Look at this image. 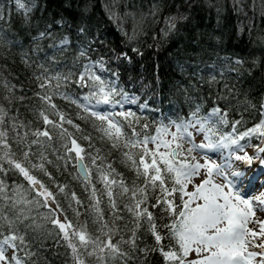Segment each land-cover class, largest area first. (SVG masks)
<instances>
[{
    "label": "trees",
    "instance_id": "trees-1",
    "mask_svg": "<svg viewBox=\"0 0 264 264\" xmlns=\"http://www.w3.org/2000/svg\"><path fill=\"white\" fill-rule=\"evenodd\" d=\"M90 63L99 64L100 77L116 89L114 102L124 95L137 101L127 111L105 110L120 128L118 138L106 135V122L85 111L90 107L84 98L95 88L86 77L88 85L82 86L79 77ZM44 96L51 97L55 110ZM216 108L226 114L227 123L211 120L207 126L215 128V138L231 134L238 139L264 120V0H0V132L10 146L5 157L9 149L0 144V182L8 197L31 201L12 208L0 197V215L13 219L24 209L27 216L11 229L24 237L11 247L17 262L77 264L43 197L9 159L53 193L62 222L66 217L73 227H84L101 240L106 239L102 224L105 232L112 229V243L126 255L105 250L101 261L85 253V264H176L160 251L179 252L165 227L173 215L166 204H157L161 193L148 186L141 205L152 214L159 243L148 219L128 210L141 198L131 197V190L145 187V177L133 164L139 163L143 145L132 144L191 120L197 109L206 118ZM42 112L57 126L45 124ZM121 112L130 115L125 119ZM58 113L65 117L63 128L85 149L90 183L79 175L75 154L66 153L64 145L70 144L61 135ZM235 121L240 123L234 131ZM37 130L48 131L51 139L37 138ZM36 139L40 143L32 144ZM239 143L259 145L248 137ZM88 153L99 157L95 165ZM101 171H110L109 179L118 182L111 186L115 208ZM120 181L129 193H123ZM172 200L178 212L180 193ZM97 201L99 213L93 207ZM11 231L0 223V240Z\"/></svg>",
    "mask_w": 264,
    "mask_h": 264
},
{
    "label": "snow or ice",
    "instance_id": "snow-or-ice-1",
    "mask_svg": "<svg viewBox=\"0 0 264 264\" xmlns=\"http://www.w3.org/2000/svg\"><path fill=\"white\" fill-rule=\"evenodd\" d=\"M88 70L79 77V82L82 86L88 85V80L85 79L88 76ZM93 87L96 89L91 93L93 97H98L97 103L110 104L113 102V97L116 95V89L104 84L99 76H91ZM41 87H45L41 84ZM46 102H48L52 109L55 110V104L51 103L50 96H44ZM119 103V101H116ZM85 111H89L90 114L96 117L98 120L106 122L107 129L106 135L110 138L114 133L116 138L121 135L120 128L108 115H102L98 112L91 111L89 108H85ZM199 109H197V112ZM197 112L192 113V119L187 122H181L176 125V131L171 132L167 127L158 130L157 135L152 137H144L141 141H136L132 144V147L143 145V151L139 158V163L133 161L134 166L139 174L145 177V187L131 190V197L135 198L139 194L140 199H134L133 203L128 207L130 212H134L137 218L146 217L151 224L153 234L156 241L159 243L162 237L156 233L155 224L152 222V214L147 211V208H141V205L146 200V190L148 186L153 187L161 193V198H158L157 204L163 203L167 205V211L173 215V222L170 225H165L169 229L171 238L175 239L176 244L179 247V252L169 249V251H163L160 249L162 255L167 261H174L176 264H264V221L254 220L257 210H264V194L260 197L244 198L239 193V188L242 187L244 179L246 178L243 172H234L229 178V173L225 171V168H230L231 164L226 161L224 165L217 164L214 161L208 160L206 157L204 163H201L193 155V152L197 150H219L220 148H227L232 145L237 146V150H240L243 146L240 145V141L246 137L259 134L264 138V120L254 127L244 131L239 135L238 139L232 138V135L220 137L217 142H212L210 135L215 134L214 127L207 126V120L215 118V123L224 124L227 123L226 114L222 113L220 109H213L208 118H200ZM45 124H52L57 126L55 121L49 120L48 116L43 112L41 113ZM119 115L125 117L130 114L123 112ZM59 116V128L61 129V135L69 139V144L64 145L66 153H74L76 163L80 166L81 171L86 175H90L88 166L84 164L85 149L81 147L75 139L71 138V133L67 132V129L63 128V122L65 117L63 113H58ZM71 124V120L66 121ZM240 121H235L233 124V130L235 131V125ZM199 125V127H197ZM78 127V126H77ZM146 127V125H145ZM189 129H195L197 132H207L209 135L208 142H201L196 144L193 139V132ZM37 138L47 137L51 139L48 131L37 130L34 134ZM170 136L171 139L166 137ZM5 133L0 132V144L5 149H9L4 153L5 157L10 156V146L7 140L4 138ZM185 138L190 142V147L184 149L182 140ZM87 139V137H86ZM226 141V143H225ZM152 142L154 149H148L147 144ZM39 139L33 140L32 144H39ZM257 147V153L254 156H249L247 153L244 155H236V160L244 162L246 166H251L254 162L258 163L262 170H264V147ZM29 151L23 152V157L27 159L31 146H28ZM161 149H164L161 151ZM128 159H132L128 153H125ZM92 164H96L98 156H92L87 154ZM150 158V163L145 158ZM43 158V157H41ZM16 169H18L23 176L30 182L33 189L36 191L39 197H43V202L46 207H49L50 213L53 216L52 223L57 225L63 234V239L67 242L68 247L71 249L74 259L77 264H85L82 256L86 253L88 256L96 255L102 261L103 253L108 250L112 256L126 255L120 252L117 244L112 243V229H108L106 224H102L101 232L106 237L105 240H101L99 237L93 238L87 233L84 227H73L72 222L68 221L65 217L63 222L60 217L56 215L59 209L58 205L54 204L55 197L52 192L33 175L29 173V170L25 168L21 163L16 160L9 159ZM142 166V170H141ZM37 167V165H33ZM40 167L44 169V165ZM206 173V177L194 186V190L187 191V186L192 182L194 177L201 174V171ZM48 174V173H46ZM111 172L101 171L100 179L103 181L107 188V195L110 198V203L113 208L116 207L115 202L111 199L113 196L112 185L118 182L115 179L110 180L109 175ZM50 175V174H49ZM215 176L223 177L226 183H216ZM255 178V176L253 177ZM171 182L169 188L168 183ZM252 180L249 179L251 184ZM123 193H129V188L123 184V181L119 182ZM227 189V191H225ZM60 191L63 192L64 188L61 187ZM180 193L181 207L177 212L176 206L173 204L172 197L175 193ZM18 195V194H17ZM0 197L10 202V206L15 208L19 204H30L31 201H26L23 197L15 199L8 197L4 191L2 182H0ZM73 197L75 194L73 193ZM96 194L93 189V199ZM187 197V199H185ZM52 203H49V202ZM39 202V201H38ZM79 203V201H77ZM97 205L96 208L99 213ZM257 205L256 208L253 205ZM157 205L154 204L153 207ZM62 212V210H61ZM22 219H27L24 215V209L19 210L13 219L0 215V223L7 224L10 228L18 223L22 222ZM250 223H256L259 225V232L254 231L248 227ZM19 240L24 242V237L18 235L15 231H11L9 236H5L0 240V264H10L9 257L5 255V246H11L16 248L15 243ZM259 240V243L257 242ZM76 241V242H74ZM134 244V240L132 241ZM90 249V250H89ZM258 249V250H257ZM197 254V259L187 260L190 252ZM19 264V262H17Z\"/></svg>",
    "mask_w": 264,
    "mask_h": 264
},
{
    "label": "rangeland",
    "instance_id": "rangeland-1",
    "mask_svg": "<svg viewBox=\"0 0 264 264\" xmlns=\"http://www.w3.org/2000/svg\"><path fill=\"white\" fill-rule=\"evenodd\" d=\"M86 70V69H85ZM87 70L89 75L86 76V78L91 81V76H99L100 68L99 64L90 63L87 66ZM100 79L104 82L105 85L111 87V84H109L107 81H105L103 78L100 77ZM92 82V81H91ZM114 85H116L115 82H113ZM96 90V89H95ZM93 90V91H95ZM115 95L113 97V102L110 104H104V103H97L96 100L98 97H93L92 95H86L85 102L89 105V109L91 111L98 112L102 115H107L108 108H117L119 110L127 111V106H135L137 104V101L135 98L131 96L124 95L121 100H118L119 103L114 102ZM209 115L206 117L208 118ZM213 119V118H212ZM212 119L207 120V125L211 122ZM199 127V125H197ZM171 132L176 131V125H173L169 128ZM193 132V139L196 144H199L201 142H208L209 135L207 132H197L195 129H189ZM227 136V135H226ZM168 139H171L170 136L166 137ZM212 142H217L220 140V138H215L214 135H210ZM249 139L254 141H259V146L264 147V138H262L259 134L253 135L251 137H248ZM183 144L184 149H187L190 147V142L187 138L181 141ZM226 143V141H225ZM242 146V145H241ZM155 145L152 142H149V149H154ZM164 149H161L163 151ZM247 153L249 156H252L251 154L257 153V147L250 146V147H242L240 150H237L236 145H232L227 148H220L219 150H197L193 152V155L196 157L197 160H199L201 163H204L205 157L208 160L214 161L217 164L224 165L226 161L231 164L230 168H225V171L229 173V178L231 179V174L234 172H243L246 175V178L244 179V183L242 187L239 188V193L244 198H253L260 197L262 194H264V170L261 169V167L254 162L251 166H246L244 162L236 160L234 157L236 155H244ZM255 176V178H253ZM206 177V173L202 170L201 174L197 177H194L192 179V182L188 184L187 191L191 192L194 190V186L196 184H199L204 178ZM214 180L216 183H226L225 179L220 176L214 175ZM249 179L252 180L251 184L249 183ZM227 191V189H225ZM254 208L257 207V205H253ZM254 220H260L264 221V210H257L255 213ZM248 227L254 231L259 232V225L256 223H250ZM259 243V240L257 241ZM258 250V249H257ZM5 255L9 257L10 264H17V260L12 255V248L9 246V248L6 249L5 247ZM197 259V254L193 251L190 252L187 260H195Z\"/></svg>",
    "mask_w": 264,
    "mask_h": 264
},
{
    "label": "water",
    "instance_id": "water-1",
    "mask_svg": "<svg viewBox=\"0 0 264 264\" xmlns=\"http://www.w3.org/2000/svg\"><path fill=\"white\" fill-rule=\"evenodd\" d=\"M76 167H78V172H79V175L81 176V178H83L87 183H90L89 175H87V177H86V175L81 171L80 166L77 163H76Z\"/></svg>",
    "mask_w": 264,
    "mask_h": 264
},
{
    "label": "bare ground",
    "instance_id": "bare-ground-1",
    "mask_svg": "<svg viewBox=\"0 0 264 264\" xmlns=\"http://www.w3.org/2000/svg\"><path fill=\"white\" fill-rule=\"evenodd\" d=\"M109 53H110V52H109ZM146 53H147V52H146ZM251 155L254 156L255 154L252 153ZM257 164H258V163H257Z\"/></svg>",
    "mask_w": 264,
    "mask_h": 264
}]
</instances>
